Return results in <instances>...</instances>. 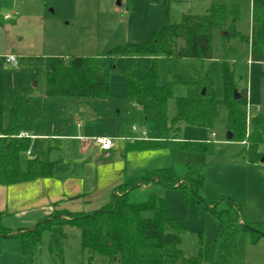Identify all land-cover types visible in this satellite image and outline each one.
<instances>
[{
  "label": "rangeland",
  "instance_id": "rangeland-1",
  "mask_svg": "<svg viewBox=\"0 0 264 264\" xmlns=\"http://www.w3.org/2000/svg\"><path fill=\"white\" fill-rule=\"evenodd\" d=\"M213 3L238 5L237 30L248 36L252 30V6L264 4V0H174L169 7L151 5L149 0H49L47 6L41 0H0V97L4 99L5 132L11 124L13 109L19 106L25 130L40 136L31 140V154L22 155L23 167L35 157L58 161L60 164L54 173L59 177L57 180L62 181V177L72 170L84 177L94 173L101 188L115 178L124 176L125 180H131L157 169L172 168L180 178H185L189 169L193 173L199 172L205 180L198 194L153 185L135 189L129 195L133 203L146 202L151 196L164 200L167 218L180 221L185 229L181 248L188 257L197 256L202 248L214 247L223 233L221 221L212 208L223 213L224 219L238 218V211L228 199L243 207L245 220L259 225L260 232L264 233V164H250L243 155L245 144L228 139L226 106L218 105L219 117L212 130L182 128L180 141L207 143L208 151H184L178 144H171L172 136L166 132L177 114L176 100L185 97L196 84L211 82L217 99L223 100L224 31L215 32L212 60L158 58L160 84L170 82L174 77L187 84L174 87L166 112L155 108L149 117L126 98L123 72L134 66L137 76L143 77L152 66V58L128 55L114 58L110 52L120 46L145 44L155 32L170 24H181L183 14H206ZM20 9L22 12L28 9L26 11L32 16L41 18L40 34L33 37L35 41L23 39L21 43L14 35V42L8 48L7 32L2 30L8 23L4 21V15ZM15 30L22 33V28ZM237 42L229 43L237 47L240 56L239 61L231 65L236 88L248 91L254 107L247 109V122L250 123L257 113L255 109L264 107V62H249L248 47ZM32 44L39 49L33 50ZM25 51L32 53L31 56L24 57ZM10 54L19 57L18 66L6 63L4 58ZM57 54L98 57L110 74L109 97H48L46 62ZM81 121L86 125L82 133L85 138L93 140V137L106 136L117 141L116 153L111 158L92 156L86 159L80 155L85 162L78 164L83 141L68 136L79 134L78 122ZM134 127L136 131L132 130ZM144 131H147V138L142 135ZM131 137L156 147L137 150V143L133 144ZM261 152H264V144ZM50 189L55 192L58 187ZM34 191L29 189L27 192L34 195ZM7 224L0 219V228ZM66 234L64 264H82L81 231L68 227ZM253 236V233L240 234L237 241L239 255L244 264H264V237L254 244ZM50 240L51 234L44 233L32 264H55L49 251ZM0 257L1 264H29L22 255L18 239L1 238Z\"/></svg>",
  "mask_w": 264,
  "mask_h": 264
},
{
  "label": "trees",
  "instance_id": "trees-1",
  "mask_svg": "<svg viewBox=\"0 0 264 264\" xmlns=\"http://www.w3.org/2000/svg\"><path fill=\"white\" fill-rule=\"evenodd\" d=\"M49 5V0H42ZM174 0H149L151 5L169 7ZM240 20L238 5L213 4L207 14L183 16L181 24H170L155 32L142 45L120 46L110 52L119 56H150L152 66L145 76L139 77L134 66L123 72L126 98L141 107L146 117L154 109L166 112L177 84H187L174 77L160 84L158 58L167 60L189 59L207 61L213 59V37L216 31H224L222 62L224 98L219 101L213 84H196L185 97L176 100L177 114L166 129L171 135V144H178L184 151H208L207 143L180 141L183 126L212 130L219 117L218 105L227 108L228 130L233 139L245 143L243 155L250 164H259L264 157V107L247 122L249 93L235 86L231 63L239 61V50L229 43L246 44L250 60L264 62V4H254L252 30L244 36L237 30ZM135 60V59H133ZM46 95L48 97H71L106 99L110 95V74L98 57H49L46 62ZM205 91V93H203ZM154 106V107H153ZM4 99L0 97V183L13 185L52 177L59 167L58 161L40 158L30 159L22 165V155L29 152L32 139L21 137L25 130L19 106L13 109L11 124L5 132ZM137 150L151 149L155 144L144 142ZM189 169L185 178H180L174 169H157L142 177L126 180L115 188L110 202L94 213L54 211L40 220L31 229L16 232L0 228V239H18L22 255L29 264L42 242L44 233L51 234L49 251L55 264H64V241L68 238L66 228H78L82 234V264H244L239 255L237 241L241 233L254 234L255 244L264 237L259 225L245 220L244 209L228 199L239 213L236 220L224 219L223 213L213 209L221 221L223 233L214 247L202 248L197 256L188 257L181 248L185 229L178 220L165 214L164 200L151 196L143 203L131 202L130 193L138 188L161 185L166 189H181L193 194L204 186V176ZM1 215V214H0ZM151 215V217H149ZM1 264V257H0Z\"/></svg>",
  "mask_w": 264,
  "mask_h": 264
},
{
  "label": "crops",
  "instance_id": "crops-1",
  "mask_svg": "<svg viewBox=\"0 0 264 264\" xmlns=\"http://www.w3.org/2000/svg\"><path fill=\"white\" fill-rule=\"evenodd\" d=\"M211 6L208 8L207 12L211 8ZM26 10L28 11V9H25L24 12H22L21 9L17 11L13 10L11 13H7L4 15V21L8 22L4 26H2L3 32L5 34L7 32V36H8L6 47L9 48V46L14 42V35H17L16 36L17 41L21 43L23 39H26L27 41H35L33 37L40 34L39 23L41 18L32 16V14H30V12H27ZM52 12L54 11L52 10ZM252 12H253V6H252ZM8 15H10L11 17L7 19L6 16ZM184 15L186 14H183V16ZM12 20H14V22L10 24L9 22ZM33 22H35V24H33ZM19 28H22V33L20 32L16 33L15 29H19ZM224 35L225 33L223 32V36ZM214 38H215V33H214L213 41ZM237 43L239 44V42ZM32 47L33 50L39 49V47L35 46L34 44H32ZM31 54L32 53L28 54L27 52L24 54L23 52L22 55L24 57H29L31 56ZM10 55H14V54H10ZM52 57L69 58V57H73V55L57 54ZM249 62H253V61L249 59ZM18 64H19V57L17 56V64L15 66H18ZM249 102H250V98H249ZM250 104L253 109L254 107L252 106L251 102ZM258 108L260 107H257L256 109ZM85 127L86 125H84L82 121L78 122L79 134H77V136H68L83 141V144L81 146V151L79 152V157L80 155H84L86 159H88V157L91 158L92 156H95L97 158H100L101 156L102 157L104 156L105 158L108 159L111 158L116 153L118 147L117 141H115V146L112 150L103 151L101 147L94 140L95 137H93V140L92 139L89 140L88 138H85V136H83L82 133L83 131H85ZM134 129L137 130L135 127ZM134 129L132 130L134 131ZM144 133L145 135H143ZM22 134H26L27 136L24 137L30 139L40 137L36 135H31L27 129L24 130ZM143 134H142L143 137L147 138V131H144ZM61 137H65V136H61ZM98 138H109V137L104 136ZM131 139L130 140L132 141L133 144L141 143L140 138L131 137ZM262 153L264 154V152ZM30 154L31 151L27 152V155ZM84 162L85 161H82V157L78 159L79 165H82ZM123 177L115 178L113 181L107 183L102 188L98 186L96 174L92 173L85 175L84 177V176L76 175L75 170H72V172H70L69 175L63 176L62 181L56 179L59 178L57 175H53L52 177L39 178L31 182H25V183L13 184V185H4L0 183V214H1L0 219H2V223L4 222L6 224L8 223L7 226L4 225L5 228L16 232L21 229L33 228L40 220L50 216L54 211L57 210L69 211L72 213H94L96 211H99L103 206H105L108 202H110L115 188L118 187L120 184L124 183V181H126L125 180L126 177L124 178ZM55 186L58 187V190L54 192L50 188L51 187L55 188ZM29 189L36 190L33 193L34 195H31L30 193L27 192ZM38 189L40 190L38 191ZM52 192L54 194H52Z\"/></svg>",
  "mask_w": 264,
  "mask_h": 264
},
{
  "label": "built area",
  "instance_id": "built-area-1",
  "mask_svg": "<svg viewBox=\"0 0 264 264\" xmlns=\"http://www.w3.org/2000/svg\"><path fill=\"white\" fill-rule=\"evenodd\" d=\"M11 16L8 15L6 16V18H10ZM6 60V63L7 64H13V65H16L17 64V56L16 55H8L6 56L5 58ZM252 107H251V104L249 103L247 105V109L250 110ZM258 112H260L261 108H258V109H255ZM247 118H248V115H247ZM249 119V118H248ZM134 131H136L134 129ZM145 135V133L143 134ZM24 136H27L26 134H22L21 137H24ZM213 137H215V135L213 134ZM96 141V143L101 147V149L103 151H110L114 148L115 146V139H112V138H98V139H94Z\"/></svg>",
  "mask_w": 264,
  "mask_h": 264
},
{
  "label": "water",
  "instance_id": "water-1",
  "mask_svg": "<svg viewBox=\"0 0 264 264\" xmlns=\"http://www.w3.org/2000/svg\"><path fill=\"white\" fill-rule=\"evenodd\" d=\"M203 93H205V91ZM228 139L229 140H232L233 139V135H232L231 132L228 133ZM261 163L264 164V157L262 158Z\"/></svg>",
  "mask_w": 264,
  "mask_h": 264
}]
</instances>
